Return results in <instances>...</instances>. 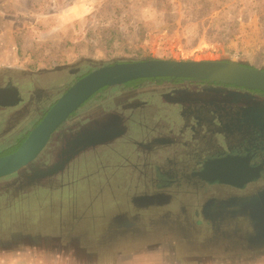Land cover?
<instances>
[{
	"label": "flooded vegetation",
	"instance_id": "obj_1",
	"mask_svg": "<svg viewBox=\"0 0 264 264\" xmlns=\"http://www.w3.org/2000/svg\"><path fill=\"white\" fill-rule=\"evenodd\" d=\"M92 70L73 74L55 92L50 89L58 88L55 84L63 76L37 82L33 75L27 79L1 71L0 156L17 149L57 99ZM257 70L264 72V67ZM104 120L118 124L113 138L54 159L50 147L60 139ZM56 162L54 172L19 181L27 172ZM9 181L0 190L16 199L34 190L62 197L75 184L87 188L121 181L128 190L125 213L132 214L113 221L118 233L135 232V219L143 212L156 218V229L177 234L184 242L193 239L196 227L205 231L201 243L191 241L182 262L171 256L168 264H264V93L169 78L105 88L73 113L38 158ZM171 243L150 246L164 259Z\"/></svg>",
	"mask_w": 264,
	"mask_h": 264
},
{
	"label": "rangeland",
	"instance_id": "obj_2",
	"mask_svg": "<svg viewBox=\"0 0 264 264\" xmlns=\"http://www.w3.org/2000/svg\"><path fill=\"white\" fill-rule=\"evenodd\" d=\"M149 59L264 67V0H0V72L37 82L63 76L55 92L73 74ZM82 187L19 199L0 190V264H168L171 256L180 263L191 241L206 236L196 227L184 242L156 229L150 212L135 219V232L118 233L113 221L132 214L122 182ZM167 240L163 259L150 245Z\"/></svg>",
	"mask_w": 264,
	"mask_h": 264
},
{
	"label": "water",
	"instance_id": "obj_3",
	"mask_svg": "<svg viewBox=\"0 0 264 264\" xmlns=\"http://www.w3.org/2000/svg\"><path fill=\"white\" fill-rule=\"evenodd\" d=\"M165 78L230 85L264 93V72L233 61L149 59L101 66L74 82L31 129L20 146L11 154L0 157V179L12 176L34 162L59 127L100 90L138 80ZM119 129L116 122L110 123L107 120L96 122L95 126L83 127L72 137H67L56 145L52 150L54 159L57 155L62 159L85 145L109 140L118 133ZM57 163L27 172L19 181L32 174H50L58 168Z\"/></svg>",
	"mask_w": 264,
	"mask_h": 264
},
{
	"label": "trees",
	"instance_id": "obj_4",
	"mask_svg": "<svg viewBox=\"0 0 264 264\" xmlns=\"http://www.w3.org/2000/svg\"><path fill=\"white\" fill-rule=\"evenodd\" d=\"M150 80H153V79H150ZM143 81H146V80H138V81H134V82H131V83H127L128 84H133V83H139V82H143Z\"/></svg>",
	"mask_w": 264,
	"mask_h": 264
}]
</instances>
